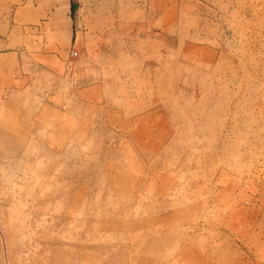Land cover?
<instances>
[{"label": "rangeland", "instance_id": "rangeland-1", "mask_svg": "<svg viewBox=\"0 0 264 264\" xmlns=\"http://www.w3.org/2000/svg\"><path fill=\"white\" fill-rule=\"evenodd\" d=\"M0 264H264V0H0Z\"/></svg>", "mask_w": 264, "mask_h": 264}, {"label": "crops", "instance_id": "crops-1", "mask_svg": "<svg viewBox=\"0 0 264 264\" xmlns=\"http://www.w3.org/2000/svg\"><path fill=\"white\" fill-rule=\"evenodd\" d=\"M69 9H71V4L69 3V6H68Z\"/></svg>", "mask_w": 264, "mask_h": 264}]
</instances>
